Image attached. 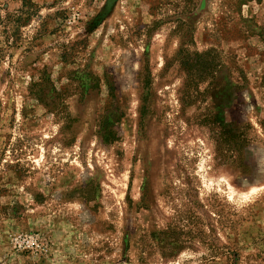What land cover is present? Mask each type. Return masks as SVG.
<instances>
[{
	"label": "rangeland",
	"instance_id": "374dc122",
	"mask_svg": "<svg viewBox=\"0 0 264 264\" xmlns=\"http://www.w3.org/2000/svg\"><path fill=\"white\" fill-rule=\"evenodd\" d=\"M0 264H264V0H0Z\"/></svg>",
	"mask_w": 264,
	"mask_h": 264
},
{
	"label": "trees",
	"instance_id": "16d2710c",
	"mask_svg": "<svg viewBox=\"0 0 264 264\" xmlns=\"http://www.w3.org/2000/svg\"><path fill=\"white\" fill-rule=\"evenodd\" d=\"M23 3H24V1H23Z\"/></svg>",
	"mask_w": 264,
	"mask_h": 264
}]
</instances>
